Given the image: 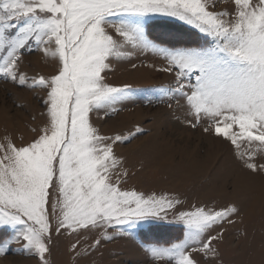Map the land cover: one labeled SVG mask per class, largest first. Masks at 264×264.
Wrapping results in <instances>:
<instances>
[{"label":"snow or ice","instance_id":"6c2138e0","mask_svg":"<svg viewBox=\"0 0 264 264\" xmlns=\"http://www.w3.org/2000/svg\"><path fill=\"white\" fill-rule=\"evenodd\" d=\"M220 2L0 0V76L42 88L46 96V120L33 129L36 138L19 147L11 140L0 144V232L7 233L0 239V257L16 244L36 264H50L53 231L138 228L167 221L171 210L185 238L150 243L145 251L152 264L218 258L213 243L222 232H213L231 223L235 206L181 211L178 198L122 190L113 145L126 138L100 134L90 113L115 110L135 91L106 82L111 60L151 52L165 62L158 70L175 72V86L165 91L178 105L184 101L188 125L207 123L204 131L230 142L246 169L264 171V0H224L228 6L218 10ZM155 17L194 26L210 42L159 43L148 32ZM35 51L56 60L54 74L29 77L24 71L25 54ZM57 191L59 198L52 200Z\"/></svg>","mask_w":264,"mask_h":264},{"label":"rangeland","instance_id":"374dc122","mask_svg":"<svg viewBox=\"0 0 264 264\" xmlns=\"http://www.w3.org/2000/svg\"><path fill=\"white\" fill-rule=\"evenodd\" d=\"M227 6L221 0L218 10ZM148 32L168 46L206 47L210 42L194 26L170 17L149 20ZM164 66L163 59L151 52L112 59L104 74L106 82L128 85L135 91L116 104L115 110L90 113L100 134L126 138L113 145L120 164L117 172L122 175L121 189L178 198L181 211L196 207L219 211L235 206L238 211L230 217L231 223L225 222L213 232H222L213 243L218 258L197 259L201 264H264V171L246 169L230 142L204 131L207 123L195 128L188 125L184 101L178 105L165 91L175 86V72L158 70ZM23 68L29 77L54 74L56 60L42 51L26 53ZM45 98L42 88L19 86L0 76V144L6 146L11 140L19 147L36 138L33 129L42 128L46 120ZM125 172L127 175H123ZM58 198V191L53 192L51 199ZM5 235L0 232V239ZM102 235L115 238L102 239ZM185 235L184 226L169 210L167 221L146 222L138 228L125 225L122 230L53 231L48 259L50 264H152L145 251L150 243L178 242ZM20 247L13 244L0 257V264H36V259Z\"/></svg>","mask_w":264,"mask_h":264}]
</instances>
